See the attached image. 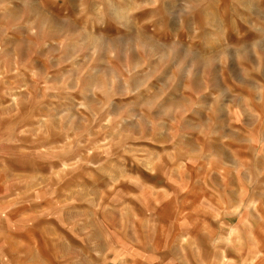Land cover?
Masks as SVG:
<instances>
[{
	"label": "rangeland",
	"instance_id": "374dc122",
	"mask_svg": "<svg viewBox=\"0 0 264 264\" xmlns=\"http://www.w3.org/2000/svg\"><path fill=\"white\" fill-rule=\"evenodd\" d=\"M233 262L264 264V0H0V264Z\"/></svg>",
	"mask_w": 264,
	"mask_h": 264
},
{
	"label": "crops",
	"instance_id": "0c3cea01",
	"mask_svg": "<svg viewBox=\"0 0 264 264\" xmlns=\"http://www.w3.org/2000/svg\"><path fill=\"white\" fill-rule=\"evenodd\" d=\"M245 258V257H244ZM245 260V259H244ZM258 262V261H257ZM234 263V262H233ZM235 264V263H234ZM257 264V263H256Z\"/></svg>",
	"mask_w": 264,
	"mask_h": 264
}]
</instances>
